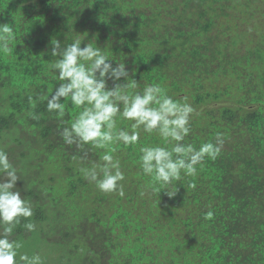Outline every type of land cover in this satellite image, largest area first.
Masks as SVG:
<instances>
[{
    "label": "trees",
    "instance_id": "1",
    "mask_svg": "<svg viewBox=\"0 0 264 264\" xmlns=\"http://www.w3.org/2000/svg\"><path fill=\"white\" fill-rule=\"evenodd\" d=\"M5 23L15 39L0 53V149L33 209L11 236L21 250L44 264H264V0H0ZM76 38L125 63L134 91L159 84L187 97L195 112L183 143L223 134L215 160L167 186L174 197L152 193L139 167L140 147L163 144L156 133L111 146L123 196L83 177L106 149L65 144L59 133L80 109L65 100L60 117L42 98L59 83L51 42Z\"/></svg>",
    "mask_w": 264,
    "mask_h": 264
},
{
    "label": "clouds",
    "instance_id": "2",
    "mask_svg": "<svg viewBox=\"0 0 264 264\" xmlns=\"http://www.w3.org/2000/svg\"><path fill=\"white\" fill-rule=\"evenodd\" d=\"M14 39L13 28L6 23L0 24V53H11L13 49L9 41ZM82 41L76 38L63 48L61 41L56 39L51 42L50 54L59 57L51 64V69L59 83L42 97L46 100L47 110L60 117L64 115L65 100L80 109L71 124L59 133L65 144H76L78 147L90 144L106 149L98 162L80 168V172L100 192L123 196L121 181L125 176L111 146L137 144L140 130L148 134L156 133L163 144L140 147L139 167L144 175L151 177L152 193L159 195L163 191L167 197H174L177 187L168 191L167 186L179 181L182 174L197 175V166L202 167L205 158L215 160L224 146L223 134L217 133L214 143L207 141L198 148L183 143L190 133V119L195 112L187 97L183 98V102L175 100L159 84H148L141 91H134L137 82L135 79L129 82L130 70L125 63H114L92 44L81 47ZM29 115L32 119L37 118L34 113ZM118 118L131 121V130L118 128ZM0 174V264H18V250L22 245L11 236L21 218L33 216V209L16 190L19 180L17 170L2 149ZM211 216L212 213L208 212L205 219ZM24 228L33 232L36 225L29 221ZM19 261L23 264H44L38 253L32 256L19 254Z\"/></svg>",
    "mask_w": 264,
    "mask_h": 264
},
{
    "label": "rangeland",
    "instance_id": "3",
    "mask_svg": "<svg viewBox=\"0 0 264 264\" xmlns=\"http://www.w3.org/2000/svg\"><path fill=\"white\" fill-rule=\"evenodd\" d=\"M255 18H256V15H255L252 19L255 20ZM257 19H258V20H257V23H259V22L262 23V20H261V19L259 20V17H258ZM253 20H249L251 25H252ZM31 249H32V248H27V249H25V250H24L23 248H22V250L20 249V251H19V253H18V256H19V254H26V253H28V252L30 253V250H31ZM40 250H41V249H39L38 251H40ZM42 250H44V249H42ZM42 250H41V251H42ZM25 252H26V253H25ZM46 254H47V256H49L52 260H54L53 257H52V254L50 255L49 251L46 252ZM18 256H17V257H18ZM17 261H18V263L23 264V262H20V261H19V258L17 259ZM54 263L56 264V262H54ZM49 264H50V263H49Z\"/></svg>",
    "mask_w": 264,
    "mask_h": 264
}]
</instances>
